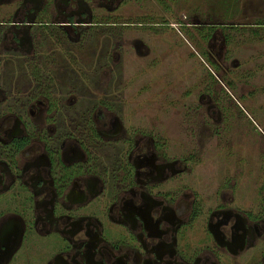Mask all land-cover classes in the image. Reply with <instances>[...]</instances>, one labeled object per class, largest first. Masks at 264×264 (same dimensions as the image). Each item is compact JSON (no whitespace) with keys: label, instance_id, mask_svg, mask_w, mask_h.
Here are the masks:
<instances>
[{"label":"rangeland","instance_id":"rangeland-1","mask_svg":"<svg viewBox=\"0 0 264 264\" xmlns=\"http://www.w3.org/2000/svg\"><path fill=\"white\" fill-rule=\"evenodd\" d=\"M7 1L0 19L16 7ZM75 1L68 0L69 8ZM83 1L95 25L78 44L47 27L54 30L44 38L33 35L30 62L14 53L1 58L0 77L27 88L28 65L38 60L53 104L47 118L62 126L90 124L97 141L89 147L108 172L141 177L142 161L169 163L151 197L160 192L168 202L172 194L191 205L192 236H205L207 213L216 207L259 211L264 0ZM47 7L49 23L64 20L52 18L62 8Z\"/></svg>","mask_w":264,"mask_h":264},{"label":"flooded vegetation","instance_id":"flooded-vegetation-1","mask_svg":"<svg viewBox=\"0 0 264 264\" xmlns=\"http://www.w3.org/2000/svg\"><path fill=\"white\" fill-rule=\"evenodd\" d=\"M39 1L14 0L13 14L0 19V66L10 53L32 58L33 35L44 38L54 30L47 27L75 45L95 25L83 0L72 8L68 0ZM48 3L62 8L52 18L63 21H47ZM28 79L20 90L17 79L0 77V264H264V186L259 211L216 207L205 236L194 237L191 205L172 194L168 202L160 192L151 197L169 163L142 161L141 177L108 172L89 147L97 141L90 124L47 118L53 104L38 60ZM97 117L106 120L101 110Z\"/></svg>","mask_w":264,"mask_h":264},{"label":"trees","instance_id":"trees-1","mask_svg":"<svg viewBox=\"0 0 264 264\" xmlns=\"http://www.w3.org/2000/svg\"><path fill=\"white\" fill-rule=\"evenodd\" d=\"M229 86H232L231 84H229Z\"/></svg>","mask_w":264,"mask_h":264}]
</instances>
